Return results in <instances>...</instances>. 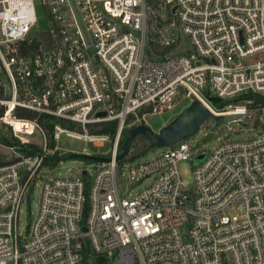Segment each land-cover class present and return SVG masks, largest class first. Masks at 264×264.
Listing matches in <instances>:
<instances>
[{
	"label": "built area",
	"instance_id": "2783aa9c",
	"mask_svg": "<svg viewBox=\"0 0 264 264\" xmlns=\"http://www.w3.org/2000/svg\"><path fill=\"white\" fill-rule=\"evenodd\" d=\"M150 1L38 0L48 28L37 32L34 0H0V138L42 143L0 166V264H264V108L252 137L231 139L233 120L211 150L189 137L148 160L115 161L127 121L166 113L180 96L207 107L208 97H264V0H166L191 50L160 60L147 53ZM227 107L250 118L246 105ZM47 119L53 143L109 142L99 156L111 161L44 175ZM111 121V136L90 131ZM199 156L186 191L178 163ZM123 171L128 188L149 184L131 196ZM36 185V219L21 229Z\"/></svg>",
	"mask_w": 264,
	"mask_h": 264
},
{
	"label": "rangeland",
	"instance_id": "374dc122",
	"mask_svg": "<svg viewBox=\"0 0 264 264\" xmlns=\"http://www.w3.org/2000/svg\"><path fill=\"white\" fill-rule=\"evenodd\" d=\"M35 2V13L37 18V25L35 30L37 32H44L48 28V23L45 18V12L40 6L38 0ZM166 0H154L151 4V10L149 13V21L147 25V53L153 60H160L162 58L183 56L186 51L191 50L188 39L182 37L176 24L173 21L171 14V8L167 5ZM174 40V43L170 41ZM166 42H170V45H166ZM192 101L188 99L177 98L174 106L171 110L160 115L146 116L144 120L139 117V121L136 119L129 120L125 131L132 128L133 126L145 124L151 128L154 132H158L162 127L171 122L181 112H183ZM228 106V105H227ZM224 109L216 110L208 104L210 110L215 114H220L228 107ZM243 107V106H240ZM264 105H257L252 107H246V110L250 114V118H245L239 115L224 116L222 121L217 124L215 129H210L211 119L207 120L199 130L191 136L192 145L198 151L211 150L224 139L223 134L227 124L233 120H238L239 123H232L230 126L233 132H230V138L234 140H243L254 136L260 127L258 122L259 115L262 113ZM230 108L227 112H235ZM264 119V112H263ZM125 131L122 133L121 141L124 142ZM110 136L112 134H109ZM30 145L37 146L38 150L34 154L37 156L41 154V140L38 137L29 140ZM138 144L135 149L130 151L126 158L137 160L138 162L148 160L156 154H159L164 150L161 147H147L141 139L137 138ZM20 143V142H19ZM21 144V143H20ZM22 145V144H21ZM111 144L109 142L103 143L102 146H94L92 143L77 140L71 137L61 134L54 148L51 149L47 156H65L63 160L53 169L43 168L44 175L51 177H70L78 176L80 170L93 164V162L86 160L81 155H84V151L92 155H104L110 151ZM55 148H57L55 150ZM32 152V150H26ZM26 153V152H24ZM24 153L20 152L15 147H9L0 144V166L11 164L16 162L20 158L24 157ZM74 155L71 159H67V156ZM45 159V158H44ZM199 160L192 159L182 161L178 163V170L181 176L183 187L186 191H190L193 188V165L198 163ZM123 175L120 177V184L122 185L123 191L128 192L133 196L138 191L142 190L149 182H143L136 184L133 187L128 188V175L126 172H122ZM128 188V189H127ZM39 198V185L30 188L27 192L24 202L21 206L20 213V228L25 229L29 225L33 224L37 216V205Z\"/></svg>",
	"mask_w": 264,
	"mask_h": 264
},
{
	"label": "water",
	"instance_id": "95a60500",
	"mask_svg": "<svg viewBox=\"0 0 264 264\" xmlns=\"http://www.w3.org/2000/svg\"><path fill=\"white\" fill-rule=\"evenodd\" d=\"M189 55L190 53H188V56ZM207 100L212 106L220 103V99L215 97H208ZM104 115L105 114H99V117H104ZM209 119H211L210 129L213 131L217 124L222 121L223 116H214L206 105L198 101H192L183 112L162 127L158 132H154L145 124L133 126L125 131L123 148L116 156L115 161H121L130 151L135 149L138 144V137H143L145 140L144 144L150 148L170 147L177 142L194 135ZM72 157H74V155L67 156L66 160L71 159ZM80 157L93 163H109L111 161L110 157L99 155L84 154ZM201 158L202 157L199 156L197 159L200 160ZM83 175L87 178L86 172H84Z\"/></svg>",
	"mask_w": 264,
	"mask_h": 264
},
{
	"label": "trees",
	"instance_id": "16d2710c",
	"mask_svg": "<svg viewBox=\"0 0 264 264\" xmlns=\"http://www.w3.org/2000/svg\"><path fill=\"white\" fill-rule=\"evenodd\" d=\"M154 1H150V4H152ZM0 81L2 82V72L0 71ZM0 97H2V89L0 88ZM227 105H246L248 107L251 106H257V105H264V97L260 96V95H256V94H243L239 97H236L233 100L230 101H223L220 102L219 104L213 105L212 107L216 110H221L223 109L225 106ZM22 115L25 116H31L30 113H24ZM50 119H47L44 122V125L46 127L47 130V134L49 136V148H53L54 147V143L52 142V126H50L48 122ZM129 121V120H128ZM127 121V122H128ZM116 126H117V122L116 121H111V122H105V123H101L95 126H90V131L91 132H97V133H105V134H114L115 130H116ZM141 139V141L144 143V138L143 137H139ZM123 141L120 142L119 144V151L122 150L123 148ZM0 144L5 145V146H9V147H15L17 148L20 152L24 153V156H34V154L37 152L38 148L37 146L34 145H29V146H25V145H21L19 143L18 140L11 138L9 136H5V137H1L0 138ZM32 150V152H28L26 150ZM65 156H47L43 162L42 165L45 167H48L50 169H53L54 167H56L64 158ZM75 157V156H74ZM81 264H108V262L102 258V257H97V258H93L90 261H83Z\"/></svg>",
	"mask_w": 264,
	"mask_h": 264
},
{
	"label": "bare ground",
	"instance_id": "6f19581e",
	"mask_svg": "<svg viewBox=\"0 0 264 264\" xmlns=\"http://www.w3.org/2000/svg\"><path fill=\"white\" fill-rule=\"evenodd\" d=\"M237 114H238V112H236V111L235 112H226L225 113L226 116L237 115Z\"/></svg>",
	"mask_w": 264,
	"mask_h": 264
}]
</instances>
